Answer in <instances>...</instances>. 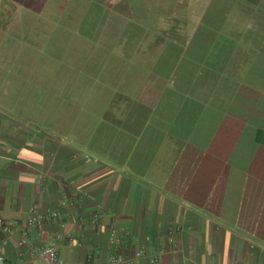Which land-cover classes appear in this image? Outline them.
Here are the masks:
<instances>
[{
	"label": "crops",
	"instance_id": "1",
	"mask_svg": "<svg viewBox=\"0 0 264 264\" xmlns=\"http://www.w3.org/2000/svg\"><path fill=\"white\" fill-rule=\"evenodd\" d=\"M258 131L264 0H0L5 264H264Z\"/></svg>",
	"mask_w": 264,
	"mask_h": 264
},
{
	"label": "built area",
	"instance_id": "2",
	"mask_svg": "<svg viewBox=\"0 0 264 264\" xmlns=\"http://www.w3.org/2000/svg\"><path fill=\"white\" fill-rule=\"evenodd\" d=\"M55 215V214H52ZM96 221V218H93V222ZM6 232L11 233L12 228L16 223L12 222H4L3 223ZM22 234L20 239L18 240V246L22 249L27 248L26 252L20 251L18 257L19 259L16 264H28L25 262L23 257L27 254V256L35 257L36 260H40L44 264H64L62 258L60 257L58 248L54 242V240H48L44 243H41L38 246L33 245V238L35 236H40L43 231V224L40 217L36 216L34 212H31L30 217L25 222L23 229L21 230ZM124 230L113 227L109 233L108 242L110 246L114 249L120 245V235L123 234ZM65 238L71 240L69 234H65ZM143 251H139L136 256L141 257L143 255ZM157 261V258H152L151 262L154 263ZM6 259L5 256L0 252V264H5ZM91 262V256L88 258V264ZM120 262V257L117 254L112 255L111 263L116 264Z\"/></svg>",
	"mask_w": 264,
	"mask_h": 264
},
{
	"label": "rangeland",
	"instance_id": "3",
	"mask_svg": "<svg viewBox=\"0 0 264 264\" xmlns=\"http://www.w3.org/2000/svg\"><path fill=\"white\" fill-rule=\"evenodd\" d=\"M63 12H66V13L70 12V5L68 3L63 6ZM27 14H29V13H27ZM25 17L26 18H31V19H36V17L33 16V14L27 15ZM32 23H33L32 25L35 24L34 21ZM62 23L64 25L63 26L64 28H69L70 27V21L69 20H64ZM48 28H51V27H48ZM64 28H58V29H56L54 31L52 36L48 38L49 44H51L50 41H52L53 43L60 42V44H62V46L67 45L68 41H70L71 38H69V36H66V34L64 33L65 32Z\"/></svg>",
	"mask_w": 264,
	"mask_h": 264
},
{
	"label": "trees",
	"instance_id": "4",
	"mask_svg": "<svg viewBox=\"0 0 264 264\" xmlns=\"http://www.w3.org/2000/svg\"><path fill=\"white\" fill-rule=\"evenodd\" d=\"M256 141L258 143L264 144V132L263 131H258L256 134Z\"/></svg>",
	"mask_w": 264,
	"mask_h": 264
}]
</instances>
